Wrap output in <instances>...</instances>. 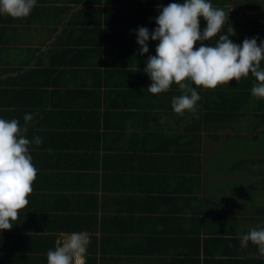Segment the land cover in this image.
I'll return each mask as SVG.
<instances>
[{
  "label": "crops",
  "instance_id": "1",
  "mask_svg": "<svg viewBox=\"0 0 264 264\" xmlns=\"http://www.w3.org/2000/svg\"><path fill=\"white\" fill-rule=\"evenodd\" d=\"M170 2L38 0L27 17L0 14V117L27 124L38 170L28 204L0 233V264H47L60 233L85 229L86 264L264 257L239 235L264 227V97L251 91L257 78L249 73L214 89L188 81L201 99L183 114L172 107L186 91L176 82L149 92L143 68L158 41L141 54L135 29H154ZM213 5L229 13L222 32L234 42L264 39V0ZM206 23L200 17L201 30Z\"/></svg>",
  "mask_w": 264,
  "mask_h": 264
},
{
  "label": "clouds",
  "instance_id": "2",
  "mask_svg": "<svg viewBox=\"0 0 264 264\" xmlns=\"http://www.w3.org/2000/svg\"><path fill=\"white\" fill-rule=\"evenodd\" d=\"M37 3L38 0H0V14L27 17ZM228 16L224 8L213 5V0H171L160 6L154 17V29L144 25L135 29L141 54L149 53V40L158 41L155 54L148 55L143 68L151 79L147 90L160 93L176 82L186 91L172 98V107L183 114L185 110L194 112L201 99L197 88L188 81L214 89L233 78L240 81L242 76L251 73L257 78L252 94L264 97V67H261L264 39L253 36L241 43L234 42L228 31L222 32ZM200 17L207 21L203 30ZM218 33L214 43H203ZM197 41L201 43L194 47ZM31 119L32 113H25V122ZM26 131L27 124L21 127L17 118L0 117V233L13 227L20 210L28 204L37 176L29 149L33 141L23 134ZM34 142L40 144L42 138L37 135ZM239 235L242 246L251 241L258 246L259 254L264 255V227H253ZM90 241L91 235L86 229L60 233L58 246L48 249L47 264H81Z\"/></svg>",
  "mask_w": 264,
  "mask_h": 264
},
{
  "label": "trees",
  "instance_id": "3",
  "mask_svg": "<svg viewBox=\"0 0 264 264\" xmlns=\"http://www.w3.org/2000/svg\"><path fill=\"white\" fill-rule=\"evenodd\" d=\"M57 238L58 237H56V239H55V247H56ZM95 251H96V247H95ZM91 253H92V250L90 248H87L86 254L89 255L88 258H90ZM86 254H85V263L84 264H86L89 261V259H86ZM244 261H247L245 264H247L248 261L253 262L254 264H264V257L261 256V257H258V259H244ZM233 262L238 264V263H240V260H238V261L236 260Z\"/></svg>",
  "mask_w": 264,
  "mask_h": 264
},
{
  "label": "built area",
  "instance_id": "4",
  "mask_svg": "<svg viewBox=\"0 0 264 264\" xmlns=\"http://www.w3.org/2000/svg\"><path fill=\"white\" fill-rule=\"evenodd\" d=\"M59 237V236H58ZM58 246V238H57V240H56V247ZM85 263V258H84V260L81 262V264H84Z\"/></svg>",
  "mask_w": 264,
  "mask_h": 264
}]
</instances>
